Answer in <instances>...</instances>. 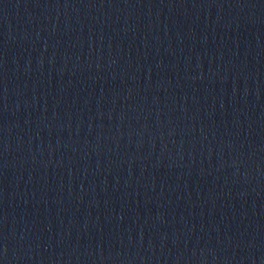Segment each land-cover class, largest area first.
<instances>
[{"label":"water","instance_id":"water-1","mask_svg":"<svg viewBox=\"0 0 264 264\" xmlns=\"http://www.w3.org/2000/svg\"><path fill=\"white\" fill-rule=\"evenodd\" d=\"M0 264H264V0H0Z\"/></svg>","mask_w":264,"mask_h":264}]
</instances>
